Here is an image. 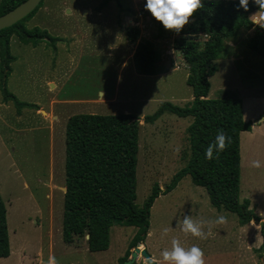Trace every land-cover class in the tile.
Listing matches in <instances>:
<instances>
[{
  "label": "rangeland",
  "instance_id": "rangeland-1",
  "mask_svg": "<svg viewBox=\"0 0 264 264\" xmlns=\"http://www.w3.org/2000/svg\"><path fill=\"white\" fill-rule=\"evenodd\" d=\"M103 1L45 0L26 26L60 39L55 48L45 42L24 45L16 36L11 39L16 61L8 90L37 107L23 108L18 114L13 102L3 101L0 90V193L11 242V256L0 259V264H37L39 254L44 264L51 254L57 264H120L126 256L137 231L134 227L114 226L105 252H89L84 237L73 245L81 250H69L63 242L66 127L72 116L133 114L140 119V206L155 185L165 190L186 165L192 118L165 114L155 124L144 122L162 103L185 107L193 100L186 84L188 66L172 46L174 30L160 32L144 10V0H109L100 9ZM251 19L264 24L259 12ZM191 22L189 18L184 26ZM131 26L140 29L138 42H152L160 54L156 76L141 75L136 69V45L126 34ZM252 35L253 30H242L226 41L217 61L219 70L210 79L209 99L239 97L245 121L255 128L240 137L241 200L253 202L257 215L264 214V59L249 49ZM253 160L260 167H253ZM186 213L201 222L222 215L225 222L201 223L204 237H193L176 226ZM150 223L143 246L159 264H165L160 253L171 247L172 238L185 248L199 247L204 264H264V252H258L263 245L259 223L241 226L235 214L213 208L206 190L195 186L189 176L157 198ZM165 227L169 231L162 236ZM135 264L146 263L140 257Z\"/></svg>",
  "mask_w": 264,
  "mask_h": 264
},
{
  "label": "trees",
  "instance_id": "trees-1",
  "mask_svg": "<svg viewBox=\"0 0 264 264\" xmlns=\"http://www.w3.org/2000/svg\"><path fill=\"white\" fill-rule=\"evenodd\" d=\"M26 0H0V16ZM109 0H104L103 9ZM40 6L11 28L0 31V90L4 102H13L18 114L33 104L20 101L8 90V79L16 58L11 54L10 42L16 36L24 44L37 47L47 43L55 48L60 41L47 30L27 28ZM201 7L190 17L192 22L174 31L173 49L179 52L188 66L186 84L193 91L192 102L180 107L171 102L144 117L146 124H155L165 114L179 118H192L187 128L189 155L186 165L172 178L165 190L158 185L140 206L137 203V167L139 156L140 119L133 114L95 115L78 114L69 118L66 127V193L62 235L66 243L75 236H88L90 252H105L110 247V232L114 226L134 227L126 256L144 244L150 231L152 207L161 194L167 195L177 188L185 177L206 190L211 205L219 211L235 214L241 226L261 219L251 209L250 200H241V148L240 137L252 131V122L245 121L243 101L235 96L209 99L210 79L218 72L217 61L225 51L227 40L235 39L242 30H253L249 49L264 59V28L253 24L251 15L259 12L249 0L247 11L238 7V0H203ZM152 17V16H151ZM158 24L160 32L163 26ZM264 25V24H262ZM127 39L136 45L135 67L139 74L156 76L161 56L150 41L138 42L140 29H127ZM218 130H223L231 142L218 155L209 160L204 149L214 141ZM264 238V233L262 231ZM264 247V240L263 245ZM261 252V249L258 250ZM10 256L7 207L0 193V258Z\"/></svg>",
  "mask_w": 264,
  "mask_h": 264
},
{
  "label": "clouds",
  "instance_id": "clouds-1",
  "mask_svg": "<svg viewBox=\"0 0 264 264\" xmlns=\"http://www.w3.org/2000/svg\"><path fill=\"white\" fill-rule=\"evenodd\" d=\"M258 10L261 19H264V0H252ZM201 0H144L143 8L158 21L165 30H174L179 32L184 25L189 23V18L201 7ZM249 0H238V7L247 11ZM253 24L264 28V25L253 21ZM231 142V138L226 135L223 130H218L214 141L210 142L204 149L205 159H213L214 153L219 154L224 150L227 143ZM253 167H260L258 160H253ZM225 217L217 215L210 221H195L189 213L183 216V219L176 221V226L185 234H191L193 237L203 238L205 233L201 230V223L204 224H222ZM168 228L161 230L162 236H167ZM171 247L161 251L160 256L165 264H204L202 250L193 245L185 248L176 238L170 241ZM46 264H57L55 257L49 256ZM152 264H159V261L153 260Z\"/></svg>",
  "mask_w": 264,
  "mask_h": 264
},
{
  "label": "water",
  "instance_id": "water-1",
  "mask_svg": "<svg viewBox=\"0 0 264 264\" xmlns=\"http://www.w3.org/2000/svg\"><path fill=\"white\" fill-rule=\"evenodd\" d=\"M44 0H26L16 8L0 16V31L11 28L28 15L34 12ZM66 193V188L64 189ZM259 227L264 233V221L259 223ZM264 252V247L261 249ZM142 257L146 264H152L154 260L142 244H139L132 252L130 258L123 264H135L138 258Z\"/></svg>",
  "mask_w": 264,
  "mask_h": 264
},
{
  "label": "crops",
  "instance_id": "crops-1",
  "mask_svg": "<svg viewBox=\"0 0 264 264\" xmlns=\"http://www.w3.org/2000/svg\"><path fill=\"white\" fill-rule=\"evenodd\" d=\"M45 1V0H44ZM34 105V104H33ZM36 106V105H35ZM37 107V106H36ZM248 118V117H247ZM255 128H253L252 130H254ZM256 146V145H255ZM257 147V146H256ZM256 154V152H255V149H254V155ZM250 203H251V201H250ZM212 206V205H211ZM213 207V206H212ZM253 207V202L251 203V209H253L254 211L256 210V207H254V208H252ZM214 208V207H213ZM219 211V210H218ZM7 214H8V211H7ZM258 215V217L262 220V221H264V214H257ZM253 223V222H252ZM252 223H250L251 225H252ZM7 224H8V219H7ZM249 225V224H248ZM245 226H247V225H245ZM8 232H9V226H8ZM149 235V234H148ZM62 237H63V235H62ZM77 238H78V236H75L74 238H73V241L71 242V243H66L64 240H63V242H64V244L66 245V247L69 249V250H81V249H77L75 246L73 247V245L75 244V242H76V240H77ZM80 238V237H79ZM85 240H86V244H87V246H88V243H87V241H88V236L86 235L85 237ZM147 240V239H146ZM9 241H10V234H9ZM262 241H263V238H262ZM143 245V244H142ZM84 250V249H83ZM89 250V249H88ZM90 252V251H89ZM91 253H93V252H91ZM99 253V252H98ZM10 256H11V242H10ZM10 256L9 257H7V258H0V259H8V258H10ZM51 256H52V254H51ZM39 257H42L41 258V260L39 259ZM37 259H38V261H37V264H44V263H42L43 261H44V259H43V256L41 255V254H39V256L37 257ZM48 259V258H47Z\"/></svg>",
  "mask_w": 264,
  "mask_h": 264
}]
</instances>
